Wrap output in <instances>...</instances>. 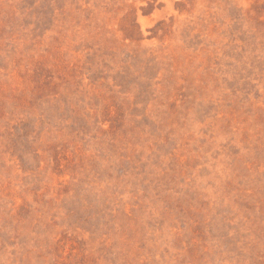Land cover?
<instances>
[{"label": "rangeland", "instance_id": "374dc122", "mask_svg": "<svg viewBox=\"0 0 264 264\" xmlns=\"http://www.w3.org/2000/svg\"><path fill=\"white\" fill-rule=\"evenodd\" d=\"M0 264H264V0H0Z\"/></svg>", "mask_w": 264, "mask_h": 264}]
</instances>
